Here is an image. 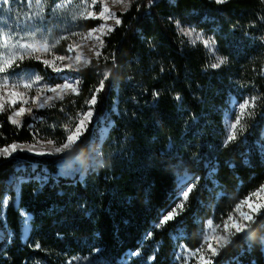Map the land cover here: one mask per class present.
Masks as SVG:
<instances>
[{"label": "trees", "instance_id": "1", "mask_svg": "<svg viewBox=\"0 0 264 264\" xmlns=\"http://www.w3.org/2000/svg\"><path fill=\"white\" fill-rule=\"evenodd\" d=\"M117 16L121 24L104 36L101 56L66 73L79 79V94L34 110L20 126L9 121L10 110L0 113V149L37 139L59 145L110 73L73 153L85 163L78 174L58 177L55 158L0 157V201L9 200L0 264H182L180 245L197 250L208 220L221 224L264 186V1L135 0ZM175 21L214 40L215 55L190 43ZM99 24L84 21L81 29ZM217 57L226 62L213 69ZM16 71L62 81L38 62ZM251 97L252 115L225 147L231 101ZM183 173L185 187H195L183 210L156 227L181 203ZM15 179L19 193L8 184ZM20 209L31 216L26 242ZM231 241L214 264H264V211Z\"/></svg>", "mask_w": 264, "mask_h": 264}, {"label": "rangeland", "instance_id": "2", "mask_svg": "<svg viewBox=\"0 0 264 264\" xmlns=\"http://www.w3.org/2000/svg\"><path fill=\"white\" fill-rule=\"evenodd\" d=\"M63 2L64 0L59 1V3H63ZM87 4L91 5V0H87ZM105 5L108 7L109 11L115 13L116 16L118 13L125 11V5L120 3H115L114 0H97V3L95 5H92L90 7V10L94 12L96 16H99L100 11H102ZM84 8H85L84 0H73L71 4H69L66 8H62V9H55V6L49 7V3L47 2L43 17H39L33 20V19H28L27 17H30L32 13L38 10L35 5V0H17L14 2L10 1V4L8 6L0 5V41H2L3 36L5 34H12L14 36L13 42H15V40H19L21 43L33 42V43H37L38 45H42L43 42L46 41L49 46L48 50H45L44 47L40 46L35 51L31 52V55H25L22 60L16 61V64H20L26 61L41 63L44 66V68H46L47 71L62 79V81L59 84L64 83L65 79L69 81L76 80L77 78L66 75L67 72L72 73L76 71L68 69L67 67H65V65L72 63L74 67H79L80 69H82L85 67L83 61L88 60L90 63L92 59L97 58L95 56V51L101 50L98 41L95 40V36L99 35V33H93V37H87V33L92 30L84 32L81 29L82 23L88 20H99L100 24L96 28H98L101 24L105 23L103 19H99V18H88V19H84L82 17L75 18L77 17L78 13L82 11ZM107 24L112 25L113 27L115 26L113 20H107ZM181 28L182 27H179L180 33L190 43L192 44L199 43L205 47L203 40L195 39V34H199L200 36L203 37L204 40L208 39V37L203 35L201 32H197L187 27L183 29H185L186 31L194 32V35L193 36L184 35L181 32ZM104 36L102 37V39L104 38ZM62 37H66V39H62ZM57 40H59V43H56ZM52 45L55 46L52 47ZM70 45L72 46L71 49H69ZM206 49L210 52L211 55H215V46H213L211 49L210 48H206ZM58 56L71 57V60L66 59L64 61H59L55 59ZM78 56L80 57L79 60L76 59ZM44 60H48L49 62H54L56 66L62 68V71L56 72L53 70V67H46L45 64L43 63ZM16 64H14L13 67L10 68L6 73L0 74V76H6L9 79L10 83L29 81V80L36 81V77H41L39 74L32 72L17 73ZM41 78L42 79L39 80L38 82L33 83V87L31 89H25L23 87V84H21L18 91L25 93L24 99H27L29 101L28 104L23 106L26 109L31 108L32 111L31 113L25 112V114L22 117L17 118L20 120V124L15 126H20L26 117L33 114L34 110H40L48 107V106L37 107L35 104L32 103L33 98L39 96L42 100L44 96H54L52 92H49L44 88V85L47 84L54 87L56 84L49 82L45 77H41ZM12 91L13 89L11 88H7V89L0 88V95H5L6 93H10ZM68 95H74V94H68ZM11 98H12L11 96L5 95V100L0 101L5 104L6 110H10L11 112L10 115H12L13 109H18L19 107H21L22 104L20 97L17 96L15 98L17 99L18 102L15 105L9 107L8 101H10ZM58 100L60 99H54L53 101H50V103L53 104ZM239 103L240 102H236L235 100L231 101L230 104L231 113H228L225 116L226 135L229 131L230 124L234 123L236 120ZM105 134H106V130L103 129L102 135L105 136ZM47 141L48 140L37 139L35 142L30 144H16L17 151L11 153V155L8 156L0 155V157L9 158L16 156L18 153H26L34 157L55 158L58 160L57 176L61 178H72L76 174H78L83 167H85V163L83 159L73 154L79 141L75 145H73L71 150L65 151L61 154L36 155L33 152L27 150L30 146L34 145L37 151L41 149L48 151L52 146L48 145ZM188 181H189V175H187L186 173L179 175L177 178V184L178 187L181 189L182 197H183V190H187L185 185ZM8 184H12V186L16 188L17 193H19L21 179L10 180ZM258 191H256L255 193H257ZM4 200L7 201V204L0 205V219L3 222L5 221V212L9 201L7 197H5L1 201ZM251 200L253 203V207L264 205V191H259V195H252ZM15 204L18 207V198L16 199ZM262 211H264V208H261L259 214ZM242 213L251 214L253 216V219L256 215H258L257 213H250V209L248 205L243 204L241 205L239 211H237L236 208L230 216H233L235 220H242ZM20 215L22 217V240L26 242L31 230V216L27 214L23 209H20ZM226 220H228V218ZM226 220H224L219 225L214 223L212 220H208L205 224V231L203 235V242H202L203 249L201 250L202 248L201 245L197 250L190 251L184 248L182 245H180L176 250V260L181 262L182 264H202V262L200 261V256L211 255V253L208 252L207 250V244H205V236L207 235L209 237H216V236L227 235V233H225L224 231V222ZM209 221H211V225H209ZM251 221L243 220V223L249 226V223ZM233 237L234 236L230 237V239H232ZM4 238H5L4 232L0 229V243L4 241ZM209 242L213 244V247L217 246V242L215 239H211Z\"/></svg>", "mask_w": 264, "mask_h": 264}, {"label": "snow or ice", "instance_id": "3", "mask_svg": "<svg viewBox=\"0 0 264 264\" xmlns=\"http://www.w3.org/2000/svg\"><path fill=\"white\" fill-rule=\"evenodd\" d=\"M73 0H64L63 3H56L55 9H62L66 8L69 4H71ZM115 3H120L125 5V10H127V7L131 5V3L135 2V0H114ZM153 0H149V3H152ZM227 0H215L216 4H223L226 3ZM47 0H35V5L37 7V11L32 13L30 17H27L28 19H36L39 17H43L45 7H46ZM85 8L80 11L75 18H99L103 19L105 23L101 24L98 28L92 29V31L87 33V37H93V33H99V35L95 36V40L98 41L99 46L102 48L104 46V41L102 37L104 35L110 34L114 27L112 25L107 24V20H113L115 26H119L121 24V20L116 16L115 13H112L109 11L108 7L105 5L100 11L99 16H96L94 12L90 10V7L92 5H95L97 3V0H91V5L87 4V0H84ZM10 4V0H0V5L2 6H8ZM170 20H172L171 17H169ZM177 27H180V22L175 21ZM181 32L184 35L193 36L194 32L186 31L185 29L181 28ZM62 39H66V37H62ZM195 39L197 40H203L204 45L206 48H212L215 44V41L211 38H208L206 40L203 39L202 36L199 34H195ZM14 41V36L12 34H5L3 36L2 41H0V74L6 73L10 68L13 67L14 64H16V61L22 60L25 55H31V52L35 51L38 47L42 46L45 48V50H48V44L47 42H43L42 45H38L37 43L29 42V43H21L19 40ZM56 43H59V40L56 41ZM55 45H52L54 47ZM71 45L69 46V49H71ZM95 56L99 58L101 56V52L99 50L95 51ZM59 61H64L66 59L71 60V57L67 56H58L55 58ZM77 60L80 59L78 56L76 58ZM218 62L211 64V67L213 69L220 67L222 64L226 62V58L217 57ZM43 63L46 67H53V70L56 72L62 71L61 67H58L54 64V62H49L48 60H44ZM84 66H87L89 61L84 60L83 61ZM18 67V64H16ZM70 70L79 71V67H74L72 63H69L65 65ZM110 73L104 72L103 73V79L100 80L99 86L91 93V96L88 100L85 101V103L88 105V110L82 113H79V120L78 123L74 125L73 128L68 129V135L66 137V140L62 142L61 144L57 145L55 141L48 140L47 144L51 145L52 147L50 150L45 151L43 149L37 151L35 146H30L27 150L30 152H33L36 155H54V154H61L65 151L71 150L73 145H75L78 141H80V138L84 135L85 132L88 131V125L92 122V116L94 113V106L97 103V97L99 92H101L104 89L105 81L109 78ZM41 77H36V81H21V82H9V79L6 76H0V88H11L13 89L12 92L6 93L5 95H9L12 98L10 101H8L9 107L12 105H15L18 101L15 97L19 96L22 104L21 107L18 109H13L12 115L9 116V121L14 125H19L20 120L17 119L19 117H22L25 112L31 113V108H25L23 105H26L29 103L27 99H24L25 93L19 92V88L21 84H23V87L25 89H31L33 87V83L38 82L41 80ZM79 79L69 81L65 79V82L62 84H56L54 87L45 84L44 88L52 92L54 96H44L41 100V98L38 96L36 98H33L32 103L35 104L37 107H52L53 104L50 103V101H53L54 99H60L63 100L65 95L68 94H79ZM5 95H0V101L5 100ZM153 95H158V93H153ZM177 100H180L181 98L179 96L176 97ZM256 97L251 98H245L243 99L242 103H239L238 105V114L236 115V120L234 123H231L229 126V131L226 135L224 146L227 147V145L237 138V133L239 131H243V127H238L241 125V122L245 116H250L252 113L249 111L250 108H255L256 106ZM5 104L3 102H0V112L5 111ZM23 150V149H21ZM17 151V145L12 144L10 146L4 147L3 149H0V155L8 156L11 155V153ZM195 185L187 186V190H183V199L181 203L176 205V208H174L171 212L167 213L162 217V219L159 220L158 225L156 227H161L165 223H167L169 220H172L175 218L176 215L179 214L177 209L180 211L183 210L185 203L187 202L189 194L193 191ZM259 191H264V186L261 187ZM259 191L257 193L250 194L246 200L242 201L241 204L237 205V211L240 210L241 205L247 204L250 213H257L259 214L261 208H264V205H259L257 207H253V203L251 200L252 195H259ZM179 198V197H178ZM7 201H0V205H6ZM253 219V216L251 214H243L242 213V220H235L233 216H229L228 220L224 222V231L227 233L225 236H216V237H209L205 236V244H207V250L211 253L210 256H200V261L202 264H214L213 258L219 255V250L228 244L232 243L230 237L237 235L238 233H241L245 231L248 227L247 224L243 223V220H249L251 221ZM231 222V223H230ZM209 225H211V221H209ZM218 227V226H217ZM215 231V230H213ZM149 235H151L149 233ZM211 239H215L217 242V246L213 247V244L209 242ZM222 241V243H221ZM39 244L36 245V248H39ZM203 249V245L201 250ZM195 255V254H193Z\"/></svg>", "mask_w": 264, "mask_h": 264}]
</instances>
